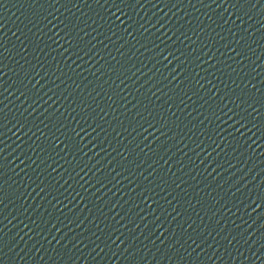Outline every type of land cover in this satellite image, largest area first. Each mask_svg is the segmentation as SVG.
Returning a JSON list of instances; mask_svg holds the SVG:
<instances>
[{"label":"water","instance_id":"water-1","mask_svg":"<svg viewBox=\"0 0 264 264\" xmlns=\"http://www.w3.org/2000/svg\"><path fill=\"white\" fill-rule=\"evenodd\" d=\"M0 264H264V0H0Z\"/></svg>","mask_w":264,"mask_h":264}]
</instances>
